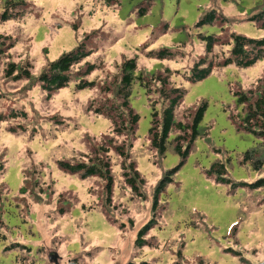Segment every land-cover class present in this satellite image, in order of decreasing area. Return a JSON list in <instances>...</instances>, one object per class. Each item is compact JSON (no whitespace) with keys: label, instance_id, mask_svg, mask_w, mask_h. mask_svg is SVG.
Masks as SVG:
<instances>
[{"label":"rangeland","instance_id":"1","mask_svg":"<svg viewBox=\"0 0 264 264\" xmlns=\"http://www.w3.org/2000/svg\"><path fill=\"white\" fill-rule=\"evenodd\" d=\"M256 1L26 0L22 18L6 23L0 19V44L5 45L0 46V116L4 118L0 123V264H54L55 255L59 264H264V190L233 188L235 182L264 179V172L240 165L243 154L258 140L239 132L230 120L242 115L235 93L252 90L264 79V63L250 70L216 67L229 56V49L219 46L207 59L215 66L208 79L194 83L185 78L198 60L207 57L200 34L222 32V42L231 32L264 37L246 20L264 9L255 6ZM258 1L261 7L264 0ZM146 5L148 12L140 16ZM4 9L0 0V14ZM211 11L230 23L223 24L219 18L218 26L197 28ZM81 45L91 55L73 68L74 83L47 97L37 79L51 63ZM160 49L173 56L150 60L146 51ZM130 60L136 62L137 77L149 86V96L145 86L134 83L130 107L140 121L135 135L119 136L110 117L98 111L122 105L116 92L123 66ZM88 65L95 72L79 77ZM10 66L28 69L32 80H17L18 74L8 77ZM166 69L171 73L166 74ZM160 78L168 79L165 90L178 87L186 92L176 122L191 125L197 108L203 103L208 108L201 135L160 197L154 216V188L182 163L173 136L164 158L149 145L150 105H158L160 114L167 105L159 94ZM85 80L95 86L79 91ZM13 112L25 118L9 119ZM145 143L149 146L143 147ZM123 146L146 181L144 201L134 197L124 182L122 160L115 151ZM98 147L110 150L108 160L116 181L110 207L105 204L103 181L81 180L80 175L66 174L57 166L61 160L87 162ZM217 161L227 165L229 185L207 176ZM154 219L146 246L135 248L139 232Z\"/></svg>","mask_w":264,"mask_h":264},{"label":"trees","instance_id":"2","mask_svg":"<svg viewBox=\"0 0 264 264\" xmlns=\"http://www.w3.org/2000/svg\"><path fill=\"white\" fill-rule=\"evenodd\" d=\"M220 1L225 4H230L233 2V0ZM1 3L5 7L4 11L0 14V19L4 23L11 20L20 19L24 16L25 13L21 8L25 6L26 0H1ZM148 5L144 6V8L140 10V16H143L148 12ZM260 5L261 4L257 0L255 6H258L259 8L264 7V3L261 7ZM252 10L259 11V9ZM248 17L246 19L247 22L255 25L259 31L264 32V9L259 11L257 14H254L253 16L250 15ZM219 18L223 24L230 23L228 18L224 17L218 11H211L201 18L197 28L205 25L218 26ZM74 29L77 30L76 27H74ZM166 29L167 25H165L164 30ZM223 35L224 34L222 32L214 36L199 35V40L205 44V52L207 57H202L195 63L194 67L191 69L190 76L185 77L186 80L198 83L208 79L213 74L215 66L211 60L208 63L207 59L209 56H213L215 48H218L219 46L229 49V56L225 57V59L221 61L222 63L216 67L222 69L233 67L238 70H250L257 65L264 63V37L261 39H253L239 35L236 32H231L226 39L227 41L222 42L220 38ZM0 46L5 45L0 44ZM146 52L150 57V60L154 59L155 61H163L173 56V54L168 49ZM90 55L91 52L86 51L85 47L81 45L76 51L64 54L58 61L51 63L50 66L37 79L43 92L47 94V97L54 95L56 92L69 88V86L74 83L72 80L73 68L85 62L90 57ZM95 70L96 69L94 66L88 65L87 71L83 75L81 74L79 77H89L95 72ZM136 72L137 65L134 60H130L123 66L122 78L116 92L117 97L123 100L122 105L119 106V109H116L114 106H112L111 108H106L105 111H98L99 113L110 117V121L113 124L114 134H118L119 136L124 134L135 135L137 125L140 121L138 114H134L133 108L130 107L132 106L130 103L132 96L131 90L134 83L139 81L141 85L145 86V88H147V96H149V86L144 81H142L140 76L137 77ZM167 73H171V71L166 69V74ZM15 74H18L15 79L21 81L25 80L26 82H30L33 78L30 75L28 69H17L15 66H10L7 76L12 77ZM170 75L171 74L168 76ZM74 80L76 81V78ZM158 81L163 85V89L159 94L166 101L167 105L164 109L162 107L161 114L157 110L158 105H150L153 109V124L149 131V145L152 151L157 154V156L164 158L167 153V145L169 140L173 136L174 150L176 154L180 155L182 163L176 169L168 172L154 188V216L155 212L159 208L161 201L160 197L165 192L167 187L174 182L173 176L177 175L181 166L185 164L192 151L194 143L201 135V125L204 121L208 108L206 103H203L199 108H197L195 114L192 116L191 125H184L180 122H176V112L184 103L186 92L185 90L178 87L167 91L165 90V86L168 84V79L162 80L160 78ZM94 86L95 83L93 81L90 82L85 80L78 85V90H90ZM235 97L237 99L236 108L241 110L242 115L230 117L232 124L239 132L250 134L254 136L256 140H258L257 146H255L249 152L243 154L240 160V165L250 168L252 172L259 174L264 172V79H259L257 84H254L252 90L250 89L247 92L239 91L238 93H235ZM18 118H25V115L23 114L19 116L13 112L9 116V119L11 120H16ZM3 122L4 118L0 116V123ZM174 131L179 132V135H173ZM180 133L182 135H180ZM205 135L208 136L207 133ZM184 144H187L185 149L182 147ZM149 145L145 143L143 144V147H148ZM129 148H132V146L129 145ZM109 151L110 150L107 148L98 147V150H96L94 153V157L89 158L87 162L71 164L61 160L57 164L61 171L69 175H80L81 180L99 178L101 181H103L105 184L103 192L106 207H110L112 204L116 182L112 175L111 163L108 160V155L110 153ZM115 151L119 154V157L122 160L123 178L126 186L130 189V192L134 197L144 201L145 196L143 188L146 181L137 170L136 165L133 162H130L128 149L123 146L118 147ZM217 153L219 154L221 152ZM206 174L209 178L214 179L217 184H230V180L227 178L229 175L227 165L222 161L215 162L211 169L206 172ZM237 187L248 188L254 192L258 190H264V179H259L255 183L251 184L235 182L233 188ZM25 193L26 190L24 188L22 189V194ZM61 213H63V209ZM154 225H156L155 219L139 232L135 242V248L143 249L146 246L145 238L147 237L148 232L154 228ZM129 264L149 263L146 261H141L140 263L130 262Z\"/></svg>","mask_w":264,"mask_h":264},{"label":"water","instance_id":"3","mask_svg":"<svg viewBox=\"0 0 264 264\" xmlns=\"http://www.w3.org/2000/svg\"><path fill=\"white\" fill-rule=\"evenodd\" d=\"M51 261L54 262V264H59V257L57 255L52 256Z\"/></svg>","mask_w":264,"mask_h":264}]
</instances>
